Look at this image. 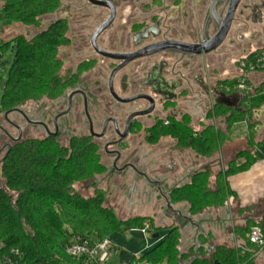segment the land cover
Here are the masks:
<instances>
[{"label": "flooded vegetation", "instance_id": "flooded-vegetation-1", "mask_svg": "<svg viewBox=\"0 0 264 264\" xmlns=\"http://www.w3.org/2000/svg\"><path fill=\"white\" fill-rule=\"evenodd\" d=\"M154 2L155 0H152L150 6ZM188 2H191L190 8L187 6ZM211 2L212 0H207L203 4L202 0H171L161 10H152L151 13L144 9L145 15L151 20L138 23L140 26L133 32H129L128 28H133L136 24L132 22L129 26L122 11L115 34L107 36L105 41H100L113 21L95 41L100 50L121 55L120 61L105 58L92 48L90 39L99 25L89 38L93 56H81L75 63L77 60L72 59L74 67L72 62L58 56L62 62L60 77L67 93L58 97V104L53 103L46 108H42L39 101L27 102L30 105L27 114H23L19 108L21 113L2 111L0 166L12 147L23 140L31 143L53 141L63 152H67V159H70L74 152L81 151L78 148L72 150L74 144L76 147L88 145L97 158L99 173L95 171L91 177L72 185V189L75 185L92 189L89 197L84 198L73 191L75 194L84 199H92L97 196L99 190L103 200H109L112 193L105 192L103 187L106 188L108 184L107 175L114 173V179L109 185L110 190L124 188L123 175L127 174L131 178L135 176L156 186L159 196L157 199L169 200L170 192L175 189L172 186L175 172L181 170L185 173L191 166L186 158L188 150L191 149L179 146L178 141L170 136L160 137L158 143L167 138L172 142L173 149H169L167 155L161 156L164 160L160 159L159 164L148 174L141 165L144 161L143 154L141 159L140 156L131 155L129 142L133 144L134 140L139 139L137 146H152L147 144L146 138H150L151 130L155 128L177 124L196 132L204 128L210 105L214 108L219 100V81L212 70L215 64L208 61V54L191 56L175 51H163L131 62H126V58L130 54L163 42L202 44L215 34L218 18L224 16L228 4L227 0L214 3V18L210 13ZM116 14L115 8V17ZM67 21L69 26L70 22ZM179 22L185 23V27L177 28ZM146 28L151 31L145 39L133 40L136 33ZM210 29H213L211 34L208 32ZM68 34L67 29L69 44L64 47L73 45L74 48H79L78 52L81 53V49L85 48V34ZM263 41L264 0H242L222 43L226 45L227 54L251 50L254 47L256 49ZM65 66L67 67L64 69ZM134 97L138 98L128 101ZM193 120L196 129L193 128ZM6 127L15 131L16 135H11ZM88 152L84 150V153ZM85 158L88 156L84 155L83 159ZM155 175L159 178H154ZM165 184L169 188H161Z\"/></svg>", "mask_w": 264, "mask_h": 264}, {"label": "trees", "instance_id": "trees-1", "mask_svg": "<svg viewBox=\"0 0 264 264\" xmlns=\"http://www.w3.org/2000/svg\"><path fill=\"white\" fill-rule=\"evenodd\" d=\"M62 0H3L0 14L4 24L22 23L37 27L40 18L53 14ZM30 39L17 36L0 47L2 54L12 48V62L4 83L0 99V110L9 111L29 101L57 99L64 92L60 77L62 62L58 50L69 44L66 35L68 21L56 18ZM237 80L220 82V88L230 93L235 91ZM264 105V84L251 95L243 96L240 109L226 110L215 106L207 116L217 125H204L199 132L188 127H172L151 130L149 145L157 143L160 137L170 136L179 146L191 149L195 154L209 157L225 141L235 123L246 122L249 138L253 126L248 121L252 111ZM70 159L56 143L28 142L15 144L0 166L4 187L0 186V261L17 250L14 259L19 264H85L82 258L68 256L64 248L77 236L90 243L109 238L113 233H123L122 224L109 211L101 209L103 196L84 199L73 192L72 185L92 176L96 171L97 158L88 145L77 146ZM89 151L88 153H84ZM88 158L83 159L84 155ZM245 159L243 165L238 164ZM250 162L248 153L239 154L227 162L215 181L214 191L208 189L209 172L202 171L191 177L190 183L173 189L168 205L172 201H185L189 212L200 214L204 209L222 207L229 195L227 178L245 170ZM15 194L13 199L9 193ZM143 220L136 218L128 222L129 229H142ZM127 225V224H125ZM258 226L264 233V217L260 222L246 221L244 226L235 227V246H215L207 250L208 237L197 236L198 247L187 253L179 252L178 229H169L155 247L139 257L147 264H255L251 259L253 247L245 238L250 228ZM110 232L109 234H107ZM241 252L243 254L241 255ZM12 257V256H11Z\"/></svg>", "mask_w": 264, "mask_h": 264}, {"label": "rangeland", "instance_id": "rangeland-1", "mask_svg": "<svg viewBox=\"0 0 264 264\" xmlns=\"http://www.w3.org/2000/svg\"><path fill=\"white\" fill-rule=\"evenodd\" d=\"M114 4L116 8V17L113 24L110 28L103 33L100 41H103L107 36H112L115 34L116 27L119 25L121 20V12L124 11V19L129 24V26L134 22L136 25L131 28L129 27V32H133L138 29L142 22H149L151 19L147 17L144 9L149 10L150 12L161 10L165 5L169 4L171 0H155L153 3V8H151L152 0H107ZM207 0H202V3H206ZM191 2H188L187 6L190 8ZM3 5V0L0 1V9ZM151 12V13H152ZM149 13V12H147ZM108 16V11L103 8L91 6L86 0H62L61 5L57 11L49 16H45L40 18L38 21L37 27H30L24 25L22 23H12L9 25H5L2 19V15L0 14V47L4 44L9 43L17 36H22L25 39H30L36 33H38L42 28L48 25L51 21L56 18H66L69 20L70 24L68 26L69 34L71 36H75L77 33L85 34V43L84 49H81V53L78 52L79 48H74L73 45L69 47H61L58 51V56L60 58L63 57L66 61H70L73 63L72 59L77 60L78 62L80 58L83 57H91L94 55L93 51L89 47V38L91 33L95 30V28L100 25ZM184 28L185 23L179 22L177 23V28ZM213 29L208 30L211 34ZM105 41V40H104ZM225 43L221 45L216 51L208 54V61L213 62L215 65L212 67L214 71V76H217V68L218 63L225 61L224 57L229 55L227 54ZM104 47V46H103ZM260 47H262L260 45ZM257 47V48H260ZM2 48V47H1ZM105 48V47H104ZM250 51V49H249ZM77 58V59H75ZM97 59L102 60L100 57ZM222 59V60H221ZM12 62V48L7 47L5 51L1 54L0 58V99L3 93L4 83L7 79L8 70L10 68ZM74 63L72 67H74ZM67 66L64 67V69ZM62 73V72H61ZM64 92L63 94H66ZM51 99H41L39 100V104H41L42 108H46L47 105L59 103V98L50 101ZM29 103H24L18 108L21 110L23 114H27L29 110ZM55 109L57 106H54ZM2 111L0 110V121H1ZM13 117H15L13 115ZM19 121L18 117H16ZM23 126V125H22ZM193 128L196 129L197 126L195 124V120H193ZM244 127L242 125H237L235 127L236 135L242 133V129ZM9 133L13 136L16 135L15 131H11L9 127H6ZM196 132V131H194ZM136 139V135L134 136ZM139 139L134 140V143L131 142L129 145V153L133 156H141L143 154L144 161L141 163L142 166L146 169L147 173L150 174V170L153 169L154 166L159 164L161 156L167 155L169 149H173L171 147L172 142L164 138L162 140L157 141L156 144L152 146L142 145V147L137 146ZM193 154V153H192ZM186 158L188 159L189 165L194 164L195 159H193V155H191L190 150H188ZM178 172V171H176ZM181 176L183 177V171H179ZM115 174L109 173L107 175V186L103 187L105 192H111L112 197L109 200H103L101 209L105 211H109L113 218L117 222L122 224L121 228L123 233H113L109 236L108 240L117 248V255L111 258L110 262L112 264H119V260L122 262H126L131 259L134 255H142L151 251L155 245L159 242V239L163 237V235L172 228L178 229L179 240H178V250L182 253H187L193 248V246H198L199 241L197 240V232H195L193 228V224H197L200 226V232L205 234L207 231V227L204 225L202 221L203 218H210L211 215H203L194 214L189 212V205L185 201H172L170 203V207L167 206L168 200L157 199L158 190L157 187L151 185L143 180L136 178L135 176L131 178L129 175L124 174V188H115L113 190L109 189L111 180L114 179ZM127 176V177H126ZM154 178H159L158 176H153ZM137 179L139 182H137ZM152 179V176H151ZM4 180L0 176V186L4 187ZM169 186V185H168ZM161 188L166 189L169 188L165 184ZM160 188V189H161ZM73 191L80 194L84 198L89 197L92 194V189L86 188L83 185H75L73 187ZM12 198H15V194L9 193ZM224 206V205H223ZM204 209L203 212H205ZM230 215H228L229 217ZM139 218L143 220L142 229H129L127 227L130 226L128 224L129 221ZM230 218V217H229ZM186 219H190L188 222ZM202 219V220H201ZM127 224V225H125ZM230 221L224 214L221 217V221L217 222L215 226H212V231L217 230L221 233H224L226 229L229 227ZM196 226V227H197ZM230 231V230H229ZM228 231V234H223L224 237L220 236L219 240H224L226 243H231L233 246V236L232 233ZM108 232L107 234H109ZM158 235L157 238H153L154 235ZM196 236V239L194 237ZM215 236V235H214ZM218 240V241H219ZM216 243H207L206 247L208 251H212L216 246ZM185 264V263H181Z\"/></svg>", "mask_w": 264, "mask_h": 264}, {"label": "crops", "instance_id": "crops-1", "mask_svg": "<svg viewBox=\"0 0 264 264\" xmlns=\"http://www.w3.org/2000/svg\"><path fill=\"white\" fill-rule=\"evenodd\" d=\"M260 44L264 45V41L260 42L258 46ZM252 49H255V47ZM248 51L249 50L229 52V55H225V61L223 60L218 63V67L220 65L221 66L220 68H217L216 73H218L216 80H218L219 83L223 81L237 80L238 71L235 61ZM248 77L250 83L255 87V89L264 84V71L249 74ZM219 93H224V95L230 99H234L238 95H240L241 98L238 100L236 109H229L218 103H215L214 106H223L229 111H237L241 108L240 104L243 99L241 93L237 91L228 93L221 88L219 89ZM212 109L213 107L210 105L209 112ZM248 121L253 126L252 137L249 138L248 136L246 122L235 123L227 135V140L220 148H218L217 151L212 153L209 157H202L190 150L191 155H193V159H195L194 164H191L187 171L182 174L183 177L179 172L181 170H178V172H175L174 174L172 186L179 188L189 184L191 177L194 174L202 171H208V189L209 191H214L216 177L225 169L227 162L232 159L234 160L239 154L248 153L250 158L248 167L245 170H241L233 175H230L226 180L229 195L226 198L224 206L218 208H208L205 212H201V216L211 215L210 218L205 217L203 220L201 219L207 227V232L202 234L200 232V226H197V224L192 225L195 232H197L196 236L202 235L204 238L208 237L211 243H216V246H235L234 242L236 241V237L233 233V229L235 227L244 226L246 221L260 222V220L264 217V105H262L258 110L252 111ZM214 124L216 126L219 125H217L216 120L208 119L205 125ZM237 125H242L244 127L241 131L242 133L238 135L235 133V127ZM219 126L221 129L224 128L223 124H220ZM244 163V158H240L238 160L239 165H243ZM224 214L230 221L229 227L224 233L217 230L211 232L213 229L212 226H215L217 222L221 221V217L224 216ZM228 215H230V218ZM186 220H189L188 222H190V219ZM228 231L232 233L234 238L233 246L230 245L231 243L228 244L224 240L221 241L218 239L220 236L224 237L223 234H228ZM196 236L194 239H196ZM261 264H264V255L262 256Z\"/></svg>", "mask_w": 264, "mask_h": 264}, {"label": "built area", "instance_id": "built-area-1", "mask_svg": "<svg viewBox=\"0 0 264 264\" xmlns=\"http://www.w3.org/2000/svg\"><path fill=\"white\" fill-rule=\"evenodd\" d=\"M235 63L237 65L238 76L234 89L241 93L242 96L251 95L255 87L250 83L248 76L255 72L264 71V46L252 49L246 54L241 55ZM245 238L253 247L250 253L251 259L255 264H261L262 256L264 255V233L260 227L254 226L250 228ZM64 251L70 257L82 258L85 264H112L110 262L111 258L118 254L117 248L108 238L90 243L77 236L73 237L72 241L65 246ZM242 254L243 252H241ZM14 256H18L17 250H11L9 256L1 259L0 264H19L14 259ZM139 257L140 255H134L126 262L119 260V264H147L143 261L140 262Z\"/></svg>", "mask_w": 264, "mask_h": 264}, {"label": "water", "instance_id": "water-1", "mask_svg": "<svg viewBox=\"0 0 264 264\" xmlns=\"http://www.w3.org/2000/svg\"><path fill=\"white\" fill-rule=\"evenodd\" d=\"M1 1V0H0ZM91 6H95V7H99V8H104L107 9L109 11V15L107 17V19L100 24L96 30L94 31V33L91 36L90 39V43L92 48L94 49V51L105 57V58H110V59H114L117 61L122 60V56L118 55V54H111V53H107L104 52L102 50H100L97 46H96V38L103 32L105 31L114 21V17H115V7L112 3H110L109 1L106 0H86ZM218 0H212V2L210 3V13L212 14V16L215 18V13L212 10L214 3H216ZM242 0H227L228 4H227V9L226 12L224 14V16L222 18H218L219 22H218V27L217 30L215 32V34L205 40L204 42H202V44L200 45H194V44H183V43H178V42H163L160 44H156L153 45L151 47H147L145 49L140 50L137 53L134 54H130L128 55V58H126V62H131L135 59H138L140 57H145V56H150L159 52H163V51H175L178 53H181L183 55H191V56H200V55H207L210 54L214 51H216L218 49V47L223 43V41L225 40L228 31L230 29L231 23L234 19L235 16V12L237 10V7L239 5V3ZM151 31L150 28H146L144 30H142L141 32L136 33L133 36V40H136L137 38L139 39H145L149 32ZM138 97H134V98H130L128 101H134L136 100ZM241 98L240 95H238L236 98L234 99H230L229 97L225 96L224 93H219V100L216 102L220 105H224L229 109H236V105L238 103V100ZM10 112H20V110L18 108H14L12 110H10ZM9 113V112H8ZM7 114V112H6ZM168 207H170L169 205H167ZM158 235H154L153 238H157Z\"/></svg>", "mask_w": 264, "mask_h": 264}]
</instances>
